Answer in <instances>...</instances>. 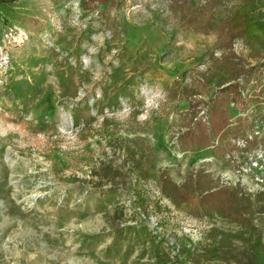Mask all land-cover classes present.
<instances>
[{"label": "rangeland", "instance_id": "obj_1", "mask_svg": "<svg viewBox=\"0 0 264 264\" xmlns=\"http://www.w3.org/2000/svg\"><path fill=\"white\" fill-rule=\"evenodd\" d=\"M236 2L264 16V0H226L215 16ZM168 3L15 0L3 12L0 264H264V147L180 139L239 67L263 64L242 90L258 95L264 46L214 48ZM246 114L245 134L264 140V101ZM231 188L236 218L217 205Z\"/></svg>", "mask_w": 264, "mask_h": 264}, {"label": "trees", "instance_id": "obj_2", "mask_svg": "<svg viewBox=\"0 0 264 264\" xmlns=\"http://www.w3.org/2000/svg\"><path fill=\"white\" fill-rule=\"evenodd\" d=\"M15 0H0V25L9 24L10 21L3 14L7 11L10 5ZM226 0H169L167 7L173 13L175 22L183 29L194 33L214 35V48L217 49H230L233 40L239 39L240 41L252 46H264V16L254 17L247 6L241 2L231 4L226 10L223 17H217L214 11ZM81 8L85 11H92L97 3L104 5H111L115 0H79ZM23 17L22 19H24ZM233 55V54H231ZM263 64H258L250 67H239L235 72L229 75V82L225 85H219L208 97L205 102L206 108V121L195 120L193 129L190 127L185 130V134L180 137L183 139L184 145H191L193 148L203 147L207 144L213 145L214 140L231 136L232 139L238 140L240 137L242 142L241 151H247L255 147L257 144L264 147V140L255 135H246L245 130L253 126L252 122L247 121L246 114L252 102L260 103L264 101V81L258 82V95L247 98L242 94V90L248 85L250 80L257 83L254 79L256 73L262 70ZM239 75L243 76V81L240 83L236 80ZM263 99V100H262ZM195 102L193 106H197ZM192 106V108H193ZM230 109L242 113V116L230 118ZM230 148L236 149L235 144H231ZM217 149V148H216ZM168 187L172 189L173 184L168 180L164 181ZM173 190L183 198L187 191L182 186H175ZM226 192L223 189V198L217 200V205L222 207L221 210H226V216H233L234 218L240 216L239 206L237 205L238 191L231 188ZM170 190H168V193ZM228 195H227V194ZM214 192L205 193L204 199L211 198L210 195ZM217 194V192H216ZM227 196L226 204L225 198ZM228 211V212H227ZM208 251V250H207ZM203 257V256H202ZM205 258H208L205 256Z\"/></svg>", "mask_w": 264, "mask_h": 264}]
</instances>
